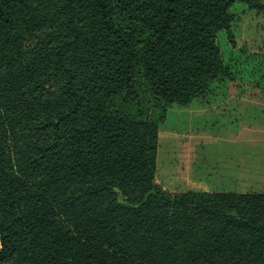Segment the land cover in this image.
<instances>
[{
    "label": "trees",
    "instance_id": "16d2710c",
    "mask_svg": "<svg viewBox=\"0 0 264 264\" xmlns=\"http://www.w3.org/2000/svg\"><path fill=\"white\" fill-rule=\"evenodd\" d=\"M236 2L264 11L0 0V264H264V192L158 182L168 108L231 78Z\"/></svg>",
    "mask_w": 264,
    "mask_h": 264
},
{
    "label": "rangeland",
    "instance_id": "374dc122",
    "mask_svg": "<svg viewBox=\"0 0 264 264\" xmlns=\"http://www.w3.org/2000/svg\"><path fill=\"white\" fill-rule=\"evenodd\" d=\"M230 13L235 43L224 30L218 32L217 41L231 78L212 82L204 95L187 106L172 105L161 124L158 165L163 173L158 174V182L167 190H208L205 185L211 184L200 174V163L210 159L214 143L243 141L264 158V11L236 2ZM182 139L187 142L180 149ZM193 157L197 160L190 174L187 165ZM182 165L188 172L173 171ZM262 183L256 182L258 189Z\"/></svg>",
    "mask_w": 264,
    "mask_h": 264
},
{
    "label": "crops",
    "instance_id": "0c3cea01",
    "mask_svg": "<svg viewBox=\"0 0 264 264\" xmlns=\"http://www.w3.org/2000/svg\"><path fill=\"white\" fill-rule=\"evenodd\" d=\"M239 142L237 146L226 142L211 146L210 165L207 162L203 165L205 180L208 175L218 176L219 180L226 182L225 189L264 192V158L256 156L250 145ZM257 181L263 182L259 189ZM205 188L211 189L207 185Z\"/></svg>",
    "mask_w": 264,
    "mask_h": 264
}]
</instances>
